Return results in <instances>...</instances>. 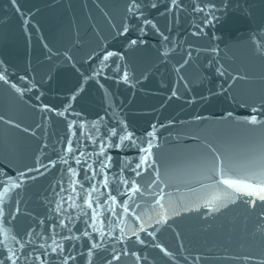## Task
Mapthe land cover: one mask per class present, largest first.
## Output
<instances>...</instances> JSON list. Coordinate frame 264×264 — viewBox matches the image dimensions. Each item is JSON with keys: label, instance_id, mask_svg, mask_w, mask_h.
Masks as SVG:
<instances>
[{"label": "water", "instance_id": "water-1", "mask_svg": "<svg viewBox=\"0 0 264 264\" xmlns=\"http://www.w3.org/2000/svg\"><path fill=\"white\" fill-rule=\"evenodd\" d=\"M130 2L0 0V73L8 81H0V180H25L6 208L15 217L11 235L33 241L23 249L27 259L21 256L18 264H42L34 257L44 251L40 244H51L50 237L76 257L69 264H86L90 242L100 244L92 264H108L113 248L118 254L134 251L141 259L121 256L112 264H264V205L245 203L255 198L217 185L220 177L213 175L214 166H222L226 178H245L254 150L264 144V0H182L173 11L170 0H142V16L128 13ZM153 2L156 8L150 6ZM197 5L212 14L195 11ZM108 52L115 55L104 61ZM125 71L127 81L122 79ZM253 115L259 124L247 123ZM69 124L80 165L65 152ZM125 127L138 144L124 141L118 150L108 148L111 167L100 169L103 158L95 152L109 129H117L116 143ZM148 132L154 133L150 167L135 177L128 162H138L139 142H146ZM81 151L93 154L80 156ZM85 160L93 164L88 175H95L91 183L99 187L93 207L97 198L103 203L109 194L117 196V214L99 209L97 227L106 233L102 240L84 222L91 223V209L64 202L58 209L55 203L59 188L69 186V167L91 186L84 179ZM122 168L141 188L132 203L135 214L120 215L127 199L116 191ZM256 171L253 183L264 182V173ZM20 172L26 177H19ZM105 176L110 191L100 187ZM77 193L75 203L82 206L79 186ZM111 204L108 200L105 208ZM161 215L166 223L158 224ZM105 217L111 221L110 234ZM141 226L146 231L139 232ZM84 231L91 233V241L81 235ZM73 235L79 239H63ZM7 243L20 248L15 240ZM0 252L4 259L3 245ZM43 259L61 264L51 249Z\"/></svg>", "mask_w": 264, "mask_h": 264}, {"label": "snow or ice", "instance_id": "snow-or-ice-1", "mask_svg": "<svg viewBox=\"0 0 264 264\" xmlns=\"http://www.w3.org/2000/svg\"><path fill=\"white\" fill-rule=\"evenodd\" d=\"M13 3H15V0H13ZM170 5L171 6L169 8V11L176 10L182 6V0H170ZM142 6H143L142 0H131V2L128 5L127 11H128V13L132 14L133 16H137V14H139V16H142L143 15V12L141 11ZM150 6L152 8H156L157 4L155 2H153V3H151ZM194 10L197 12H207L209 15L212 14L208 9H206L205 7L200 6V5H197ZM143 23L146 25L151 24L153 28L156 27V25L149 20H144ZM124 31L125 32L128 31L127 27L124 28ZM141 31H143V29H141ZM201 31H203V29H201ZM193 34H195V33H193ZM165 39H167V37H165ZM131 43L133 45H135L137 43V41L133 40V41H131ZM114 55L115 54L113 52H108L104 56V61H107L110 57H113ZM116 70L118 72L120 71L118 65L116 66ZM220 74L223 75L224 73L221 72ZM21 79H23V77ZM122 79L124 81L128 80V74L126 71L123 72ZM0 81H3L4 83H8V81L5 79V75L3 73H0ZM15 87L16 86L13 85V88H15ZM29 90H31V89H29ZM172 95L175 96L176 93L173 92ZM75 98H76L75 96L72 97L73 100ZM37 99H39V97H37ZM44 107H45V110L53 111V109L48 108V106H46V105ZM68 107L70 108L71 105H69ZM65 111H67V109H65ZM252 111L256 112L257 109L253 108ZM59 115L63 116L64 113H59ZM77 115H79V113ZM229 115H231V113H229ZM247 123L252 124V125H257L260 123V121H259L257 116L253 115L248 119ZM92 126L96 127L95 124H93ZM153 128H155V125H153ZM68 131H69V136L67 138V146L65 148V152L68 154H72L75 163L77 165H80L82 163L81 159L78 156L74 155V153L78 149L73 148V146H72L74 143L72 136L75 134L73 132V125L72 124L68 125ZM97 131H99L98 128H97ZM81 135H84L83 129H81ZM117 135H118V132H117L116 128L109 129L108 133L104 137L103 142L100 145L99 151L95 152V155L97 157L103 158V159L99 160L100 169H102V170H108L111 167V163H110L111 157L107 155V149L108 148H116L118 150V149H120V147L122 146L124 141H130V143L133 146L138 144V141L134 138L135 134L132 133L131 131H129L126 127L124 128V133L119 134V142L113 143L112 138L116 137ZM153 136H154L153 132H148V133H146V137H147L146 142H139L138 151L140 153V156H139L138 162H133V161L128 162V169L127 170L134 173L135 177L142 176L147 171L148 167H150L149 161L152 158V148H153L151 138ZM95 142H96L95 140H92V143H95ZM92 154L93 153H85L82 151L80 152V156H88V155H92ZM60 159L65 164L68 163V160L65 158V156H61ZM83 163L86 165V167L84 168V173H85L84 179L89 181L91 186L86 187L82 181H80L76 178L79 175L77 170L72 168V167H69L67 169V174L69 177V186H68V188H65L63 186H61L59 188V191L56 192V195L59 197V199L56 200L55 203H56V207L58 209H60L62 207L61 202L68 203L69 207H72V208L81 207L82 210H83V208L91 209L92 210V214L90 216L91 223H89V221L87 219L84 222L88 225L89 228H91L93 230V232L98 233L99 237L102 240L105 237L106 233L102 227H97V222H98V220H100V217H101V212L99 211V209L104 208L105 212H111L113 214H117V210H116L117 196L109 194L107 196V200H105L103 203H101L99 201V199L97 198L96 205L94 208L91 200L93 199V194L99 191V187L97 186L96 183H91V181L95 179V175H92V176L88 175L89 171L93 170V164L87 163L86 160ZM53 166H55V165H53ZM248 166H249L250 171L245 178H240V179H228V178H226L228 176V172L222 166H214L213 175L220 177V179L217 180V185H219V184L226 185L228 188L233 189L235 192L239 193L241 196H246V197H250V198L254 197L255 198V199L246 200V201H244L245 203L251 204L253 207L256 206L257 202H259L261 205H264V182L253 183V181L257 180L258 174H257L256 168H259L260 172L264 173V144L258 146L254 150L253 157L249 160ZM41 167L46 168L47 165L41 164ZM35 171L40 172V168H36ZM124 171H125V169L122 168L121 173H120L119 185H123L124 188H126L127 190L121 191L119 185L116 188V191L118 192V194L120 196H126L127 197V199L122 201V203L120 204V207H122V209H123V213H120V215L128 214V213L135 214V209L132 208V203H134L135 194L138 192H141V188H140V185L138 184V181L136 179L126 178L124 176ZM113 175H115V174H113ZM19 177H21V178L26 177V173L20 172ZM24 183H25L24 179H19L17 181L12 182V183H9L8 180H0V235L5 237V239L0 240V245H3V248L6 249V253H7L4 256V259H0V264H18V261L21 259V256H24V258L27 259V256L24 255V253H23V249H24L26 244L33 243V241H31V239L25 241V240L17 239V237L15 235H11L13 233L12 220H14L15 217L12 215V212L6 208V204L12 198V194L17 189H20ZM155 183H156V181L153 180L152 184H155ZM99 184H100V187H103L104 189L109 190V181L107 179V176H105L104 179L99 182ZM77 186H79V188H81L83 190L82 194H83L84 203L82 206L76 205V203H75L76 195H81V193H77ZM163 191H164L163 189L160 190L161 193H163ZM66 192L69 193L67 196L61 195V193H66ZM108 200H110L112 202V204L109 207L105 208V204H107ZM235 202H236V200L233 199L232 203H235ZM156 203L160 204L161 200L157 199ZM208 203H211V201H208ZM216 210H218V209L209 208V211H216ZM63 211H67V209H63ZM16 213L17 214L19 213L18 208L16 209ZM57 215H59V212L57 213ZM83 215L87 216L88 213L83 212ZM8 217H11V219H8ZM105 219L108 220V224L106 226L109 229L108 234H110V232H111V221L108 217H105ZM69 220H71V218H69ZM40 223L43 224L44 221H40ZM157 223L158 224L159 223H166V221L163 218V215H161V219L157 220ZM59 227L62 229L66 227L63 220L59 221ZM67 230L69 232L72 231L71 228H68ZM144 231H146V229L143 226H141L139 228V232H144ZM120 232L122 235H124V229L123 228L120 229ZM33 234H34V232L30 231L26 235L30 238ZM36 235H40V234L37 233ZM81 235L83 237H88L89 240L91 241V233L84 231L81 233ZM152 235H154V234H152ZM132 236H134L136 238V241L138 243H140V244L144 243V241L140 238L137 231H133ZM131 238L132 237H130V236H124V239H126V240L131 239ZM8 239L15 240L16 243H18L20 245V248L14 249V248L9 247L8 243H7ZM50 239L52 240L51 244H48L47 246L45 244L39 245V248L43 249L44 251H42L39 256L34 257V259L41 260L42 264H47V261H44L43 258L48 255V249H51V252L53 254L59 255L61 257V264H69L70 260L76 259V257L74 255H72L71 252H68L67 254H65L67 250L63 244L59 243L55 238L50 237ZM63 239L65 241L77 240V239H79V237H76L75 235H73L71 237L64 236ZM115 239H117V241L120 243L124 242L123 240L120 239V237H116ZM154 247L158 248L165 255H168L166 249L163 246H161L160 244H156V245H154ZM98 249H100L99 243L90 242V246L88 247V251H87L88 259L86 261V264H92L91 257H93L94 251L98 250ZM18 253H19V255H18ZM112 253L113 254L111 256V259L108 261V264H112V261H119L121 259V256L131 255V256L135 257L137 261H139L141 259L139 256H137V254L134 251L130 252L128 250H121L120 253L118 254L116 252V249L113 248ZM3 254L4 253L0 252V255H3Z\"/></svg>", "mask_w": 264, "mask_h": 264}]
</instances>
